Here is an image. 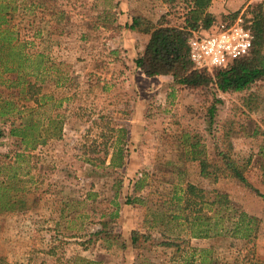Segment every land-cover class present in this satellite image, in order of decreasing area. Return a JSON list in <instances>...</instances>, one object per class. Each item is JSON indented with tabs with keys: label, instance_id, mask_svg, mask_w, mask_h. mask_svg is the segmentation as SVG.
I'll list each match as a JSON object with an SVG mask.
<instances>
[{
	"label": "rangeland",
	"instance_id": "obj_1",
	"mask_svg": "<svg viewBox=\"0 0 264 264\" xmlns=\"http://www.w3.org/2000/svg\"><path fill=\"white\" fill-rule=\"evenodd\" d=\"M14 1L34 4L27 17L18 16L16 21L27 20L30 31L43 30L44 37L38 38L37 44L41 43L54 58L64 62L70 79L54 92L64 98L60 109L65 116L64 135L60 140H50L38 151L35 161L42 177L37 180L40 188L30 195L34 201H30L26 211L0 214V260L9 264H69L73 259L74 264H179L181 261L176 262L173 249L158 243L168 236H190L186 224L182 220H169L167 213L172 212L169 202L174 185L185 186L189 180L209 190L227 193L238 208L261 220L256 237L230 239L231 247L219 237H192V244L213 248L216 264L231 260L246 246L253 247L255 256L264 260V198L255 189L264 194V180L254 163L257 146L256 138L251 135V126L261 124L264 104L253 110L251 105L243 104L244 93L223 92L215 82L208 90L144 77L139 81V89L135 83L129 89L120 85L125 74L136 80L142 76L133 69L132 57L146 43L147 36L129 33L126 23L131 20V12H141L157 20L169 11L168 3L164 0ZM253 1L260 0H213L209 11L217 22L241 16L253 25L247 12ZM170 17L174 21L182 19L175 12ZM127 42L135 43L132 53ZM48 83V89L54 91V82ZM125 91L136 94L134 97L141 91L146 97L145 105L139 109L132 106L127 111L115 109L116 96ZM251 91L264 98V80L255 83ZM217 96L223 102L215 100ZM214 103L215 121L210 125L209 107ZM230 118L240 130L232 136L234 155L251 160L246 175L252 187L228 177L217 182L203 179L197 161H185L186 150L191 148L184 141L185 133L190 134L188 142L199 139L203 153L213 156L216 144L222 145L220 136L224 126L231 125L224 122ZM0 125L4 126L2 122ZM209 126L213 127L209 129ZM118 147L124 148L126 163L114 167L111 159ZM15 148L12 138H0L1 152ZM88 157L98 165L88 162ZM183 167L186 169L180 176ZM157 176L174 177L175 182ZM140 179H144V185L136 188ZM89 192L93 193L90 198ZM130 196L145 200L127 203ZM113 198L120 202V216L112 225L115 237L112 236L114 242L109 245L95 232L108 218L106 214L116 208ZM200 263L201 257L196 264Z\"/></svg>",
	"mask_w": 264,
	"mask_h": 264
},
{
	"label": "trees",
	"instance_id": "obj_2",
	"mask_svg": "<svg viewBox=\"0 0 264 264\" xmlns=\"http://www.w3.org/2000/svg\"><path fill=\"white\" fill-rule=\"evenodd\" d=\"M164 1L170 9L157 20L141 12H131V20L126 23V27L132 32L147 36L145 47L134 53V66L148 77L170 75L172 83L191 89H212L211 84L215 82L223 92L244 93L243 104L251 105V109L260 108L264 104V98L252 92L251 88L258 81L264 80L263 0L253 1L247 8L255 34L252 52L214 68L195 66L189 57V37L193 32H212L220 22L209 11L213 0ZM33 6V3L25 1L18 4L14 0H0V122L4 124L0 125V138L8 136L16 145L15 149L0 151V214L26 211L30 207V201H34L30 195L40 188L37 180L42 177L35 161L39 156L38 151L50 140H60L64 135L65 116L60 111L64 98L54 92L70 79L69 71L63 67L62 60L54 58L41 43L37 44L38 38L42 40L44 37L42 29L30 31L27 20L16 21L18 16L27 17ZM171 12L177 13L182 19L174 21L170 17ZM118 27L122 29L121 26ZM49 81L54 82V91L48 89ZM215 100L223 102L218 96ZM216 108L215 103L209 107L210 125L215 121ZM232 122L235 120L231 118L224 122L231 125L224 126L220 136L222 145L216 144L213 156L203 153L199 139L188 142L190 134L185 133L184 141L191 147L186 150L185 161H197L199 174L203 179L217 182L228 177L252 187L246 175L251 160L234 155L232 136L239 134L240 130ZM211 127L213 126H209V129ZM251 131L257 146L254 163L264 180V114L261 124L251 126ZM184 148L180 146V149ZM111 160L114 167L125 165L124 148L118 147ZM87 161L98 165L91 157ZM172 165L177 167L176 163ZM185 169L181 168L180 176ZM154 174L156 175L155 172ZM161 177L156 178L166 179L169 183L175 182L174 177ZM141 180L137 181L136 188L143 187L144 179ZM255 189L264 198V194ZM119 193L120 189L115 196ZM172 193L169 202L172 212H167L169 220H182L190 236H168L158 244L172 248L174 257L177 258L175 261H181L179 264H196L199 257L200 264L217 263L212 254L213 248L194 246L192 237H219L231 247L233 244L230 239L248 240L259 233L260 218L238 208L225 192L209 190L189 180L185 186L178 187L175 184ZM90 196H93L92 192H89L88 198ZM144 200L143 197L130 196L126 202ZM49 202L52 204L51 199ZM113 202L116 208L106 214L108 218L101 222V228L95 232L109 245L114 242L112 225L120 216V202L115 198ZM115 233L121 236L120 233ZM122 244L126 245L124 242ZM146 246L147 244L144 245ZM254 253L253 247L246 246L224 264H264V260ZM73 261L74 259L70 260L69 264H74ZM0 264L9 262L0 260Z\"/></svg>",
	"mask_w": 264,
	"mask_h": 264
},
{
	"label": "built area",
	"instance_id": "obj_3",
	"mask_svg": "<svg viewBox=\"0 0 264 264\" xmlns=\"http://www.w3.org/2000/svg\"><path fill=\"white\" fill-rule=\"evenodd\" d=\"M253 25L241 16L220 21L212 32L194 31L189 37V57L198 67L214 68L253 50Z\"/></svg>",
	"mask_w": 264,
	"mask_h": 264
},
{
	"label": "crops",
	"instance_id": "obj_4",
	"mask_svg": "<svg viewBox=\"0 0 264 264\" xmlns=\"http://www.w3.org/2000/svg\"><path fill=\"white\" fill-rule=\"evenodd\" d=\"M128 30H129V28H128ZM129 33H132V31L129 30ZM128 35H133V34H128ZM127 43H129V42H127ZM145 45H146V43L143 44V47H141L139 50H142L145 47ZM134 46H135V43L134 42H130L129 43V46L128 47L131 50V53L135 49ZM139 50H137V51H139ZM132 61H133V57H132ZM133 69L136 72H138V74L140 73L142 76H138L137 77V80H136V77H133L132 75H126L125 74V75L121 76V78H120V85H123V88L129 89V87H132V85H133L132 83H135L136 84L135 87L137 89H139L141 87V84H140L139 81L140 80H143V77L144 78H147V79H149V78H155V79H158V80L162 81L165 84L167 82H169V84L172 85L171 76L170 75H157V76L148 77L140 69L136 68L134 66V63H133ZM111 79H112L111 81H113L115 83V80L113 78H111ZM113 82H111V84ZM164 87H166V86H164ZM169 89H170V87H169ZM142 94L143 93L141 91H139V96L138 97L137 96L136 97L133 96V95H136V94H133V95L132 94H127L126 91L123 92L121 94V96H119V95L116 94L117 95L116 96V99H118L116 101L121 102V104H119L118 102L115 101L113 106L115 107V109L118 107L121 111H127L126 109H128V108L131 109L132 106L134 108H136V109L137 108L139 109V108H141V107H143L145 105V102L144 101L146 100V97L142 96ZM132 99H134V102H131L130 101ZM121 126H125V125L124 124H121Z\"/></svg>",
	"mask_w": 264,
	"mask_h": 264
}]
</instances>
